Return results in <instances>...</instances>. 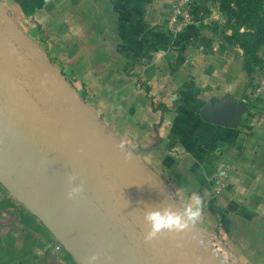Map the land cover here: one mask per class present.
<instances>
[{
    "label": "crops",
    "instance_id": "crops-1",
    "mask_svg": "<svg viewBox=\"0 0 264 264\" xmlns=\"http://www.w3.org/2000/svg\"><path fill=\"white\" fill-rule=\"evenodd\" d=\"M0 6L30 39L36 66L50 62L74 88L111 90L105 92L100 124L165 184L178 209L194 193L203 198L204 211L194 225L209 238L216 264H264V125L253 126L260 108L256 101H241L247 115L234 112L242 76L235 80L226 73L229 62H207L200 78L188 77L185 65L174 71L185 56L166 46L155 0H0ZM192 31H199L198 24ZM199 38L186 42L189 50L181 52H219L216 39ZM141 52L150 53L137 57ZM151 52L170 57L160 78L156 66L143 68ZM130 58L137 60L135 67ZM224 108L231 111V127L200 117ZM79 120L86 124L90 117L79 115ZM1 144L0 161L28 171L15 150ZM222 165L228 176L218 192L213 176ZM8 172L13 174L11 168ZM31 207L28 195L11 193L0 183V264H81Z\"/></svg>",
    "mask_w": 264,
    "mask_h": 264
},
{
    "label": "water",
    "instance_id": "water-1",
    "mask_svg": "<svg viewBox=\"0 0 264 264\" xmlns=\"http://www.w3.org/2000/svg\"><path fill=\"white\" fill-rule=\"evenodd\" d=\"M0 12L10 34L0 27L1 148L10 145L28 169L0 161V183L11 193L28 195L31 212L81 264H88L92 255L97 256L94 264H216L209 238L194 224L182 233L165 232L151 241L145 239L148 228L143 215L152 209L144 204L165 200L178 210L165 184L104 129L94 114H87L50 62L35 65L30 39L2 6ZM73 109L89 116L91 122L81 124ZM200 117L231 127L228 108L201 112ZM64 138L73 146H65ZM72 175L84 185V193L70 200L68 177ZM108 249L113 256H108Z\"/></svg>",
    "mask_w": 264,
    "mask_h": 264
},
{
    "label": "rangeland",
    "instance_id": "rangeland-1",
    "mask_svg": "<svg viewBox=\"0 0 264 264\" xmlns=\"http://www.w3.org/2000/svg\"><path fill=\"white\" fill-rule=\"evenodd\" d=\"M155 1L158 7L157 16L159 18L161 17V19L163 20L161 26L164 29L165 22L172 14L174 5L177 4L179 0ZM189 3L191 5L190 9L193 17V23L191 24V26L180 35L166 32V34L168 35L166 41L167 43H165L166 46L168 48L179 51L178 53L185 56L183 57L182 64L178 63L179 66L174 71L178 70L182 65H185L186 67H188L186 72L188 77L200 78V76L203 74L201 66L206 68L207 62H214L215 60H219L218 63L221 64L220 59L226 61V64L229 62L231 68H228L226 73L232 76L235 80H237V77L239 78V76H242V80L240 82L242 90L240 91V94H238L237 99H235L237 101L239 109L234 112L237 113V117H242L245 114L247 115L249 113V108H242L241 101L246 99L249 100L250 104H252V101L255 102V100L252 99L250 90L252 91V87L256 85L260 80L264 79V44L261 45V47L256 52V55L258 57L257 60L250 59L241 50L237 43V40L233 38V32L235 30H239V32L245 33L248 31V27H241L238 24L237 20H235L234 18H230V14L221 9L218 0H190ZM0 24L3 25V27L5 26L1 18ZM197 24L199 26V31H196V33H192L194 32L192 31L193 28ZM198 38H203L204 40L210 38L216 39V43H218L219 45V52H203V49H201L200 52H181L184 50H189L184 46L186 42L188 43L191 40H197ZM197 48L198 47L196 43L195 49ZM148 53L150 52H141L137 57L142 58L144 54ZM151 54L152 57L151 59H149V63L144 65L143 68H153L156 66L157 70L159 71L157 77L160 78V72L163 71L167 65L171 64L169 62L170 57L166 56L165 54L161 57H157L159 56V52H151ZM200 60L203 62L202 64H200ZM129 61V66L132 65L135 67V62L137 60L130 58ZM132 70L133 69H129V72H132ZM128 75H136L138 81L141 79L138 74L129 73ZM147 76H153V73H148ZM172 77H174V79H177V75L175 74H165L164 76L165 79H170ZM60 79H64L66 84L71 86L73 91H76H74V93L76 94L79 101L85 105L87 114H94L98 119V122L101 123L99 118H102L103 114V99L107 98L111 90L89 89L85 86V84H83L80 88H74V82H72L63 72H60ZM144 91L146 96L148 97L149 94L146 93V90ZM105 92L107 93L106 97ZM92 109H96L99 114L94 112ZM95 113L97 114V116ZM252 123L255 128L263 127L256 124L255 118L252 120Z\"/></svg>",
    "mask_w": 264,
    "mask_h": 264
},
{
    "label": "clouds",
    "instance_id": "clouds-1",
    "mask_svg": "<svg viewBox=\"0 0 264 264\" xmlns=\"http://www.w3.org/2000/svg\"><path fill=\"white\" fill-rule=\"evenodd\" d=\"M126 158H129L127 154ZM68 183L71 185L67 193L68 199H75L84 193V185L77 181L75 175L68 177ZM143 206L152 209L145 211L143 215L148 228L145 239L151 241L165 232L182 233L189 230L191 225L201 218L205 202L199 194L194 193L178 210H174V206L165 200L158 205L144 204ZM96 260V255L87 258L88 264H94Z\"/></svg>",
    "mask_w": 264,
    "mask_h": 264
},
{
    "label": "trees",
    "instance_id": "trees-1",
    "mask_svg": "<svg viewBox=\"0 0 264 264\" xmlns=\"http://www.w3.org/2000/svg\"><path fill=\"white\" fill-rule=\"evenodd\" d=\"M223 11L237 20L247 32H233V38L250 59L257 60L256 52L264 44V0H218Z\"/></svg>",
    "mask_w": 264,
    "mask_h": 264
},
{
    "label": "built area",
    "instance_id": "built-area-1",
    "mask_svg": "<svg viewBox=\"0 0 264 264\" xmlns=\"http://www.w3.org/2000/svg\"><path fill=\"white\" fill-rule=\"evenodd\" d=\"M190 0H179L177 4L174 5L172 14L169 16L168 20L164 24V29L167 33L180 35L185 30H187L193 23V17L191 12ZM252 99L260 104L259 111L255 118L256 124L258 126L264 125V79L260 80L256 85L252 87L251 91ZM227 168L225 166H220L214 173L213 184L215 189L219 192L224 188L225 182L228 176ZM57 249L60 245L57 244Z\"/></svg>",
    "mask_w": 264,
    "mask_h": 264
},
{
    "label": "bare ground",
    "instance_id": "bare-ground-1",
    "mask_svg": "<svg viewBox=\"0 0 264 264\" xmlns=\"http://www.w3.org/2000/svg\"><path fill=\"white\" fill-rule=\"evenodd\" d=\"M74 112V111H73ZM75 115H76V118L79 120V115H83V113H81V112H79V111H77V110H75ZM87 119V118H86ZM82 120V119H81ZM79 122H80V120H79ZM88 122V121H87ZM87 122H86V124H83V123H81V124H83V125H85V126H87ZM91 122V121H90ZM64 142H65V144H69L70 145V147H72L73 146V143L70 141V140H68L67 138H64Z\"/></svg>",
    "mask_w": 264,
    "mask_h": 264
}]
</instances>
